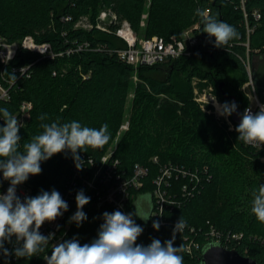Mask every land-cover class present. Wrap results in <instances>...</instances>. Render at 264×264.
I'll return each instance as SVG.
<instances>
[{"label":"trees","instance_id":"trees-1","mask_svg":"<svg viewBox=\"0 0 264 264\" xmlns=\"http://www.w3.org/2000/svg\"><path fill=\"white\" fill-rule=\"evenodd\" d=\"M104 8H112L127 19L143 38L169 39L197 23L203 28L197 9L207 10L234 26L238 38L225 48H217L212 42L205 47L202 43L191 56L135 69L118 56L116 50L126 44L114 33L96 27H76L83 16L95 22ZM255 10L261 12L260 20L253 17ZM245 11L248 25L254 28L250 58H264V0H246ZM247 23L240 0H0V37L14 43L29 35L39 43H50L54 52L64 53L50 58L19 48L8 64L0 61V81L10 91V99L1 100L0 108H7L18 118L22 103L32 104L19 131L20 150L23 151L24 142L42 133V123L77 121L82 127L97 129L107 123L111 137L102 148L78 152L83 162L79 170L67 150L42 161L41 173L27 179L34 196L52 190L61 195L74 171L90 173V160L99 164L109 152L124 122L132 78L137 71L141 81L135 87L131 123L112 154L119 160V171L128 176L133 175L137 165L148 169L142 186L131 190L135 198L128 202L136 224L142 226L145 220L135 212L140 214L146 206L148 210L155 207V180L163 167L178 166L188 173L175 178L167 189V196L178 202L165 210L170 225L142 232L136 243L148 246L153 239L161 243L172 239L175 226L171 222L182 218L185 227L175 233L174 247L183 245L179 254L184 264H202L204 246L213 243L211 228L228 238L229 242L222 245L264 264V223L251 213L252 192L264 185V146L257 149L239 141L235 131L238 124L234 122L233 131L221 127L215 115L194 100L191 85L192 78L198 77L213 86L222 102L231 103L219 88V82H225L224 89L236 97L237 106L242 111L249 106L242 91L248 75L239 58L246 56ZM85 43L88 46H83ZM68 49L76 50L67 54ZM24 67H29L26 73L19 70ZM230 71L239 76L230 80ZM178 73L187 75L181 89L176 86ZM253 76L257 93L262 96L264 65L258 69L255 66ZM42 115L46 116L43 121L39 119ZM3 125L0 118V126ZM154 157L158 158L157 163L153 162ZM184 186L192 190V195L185 194ZM138 200L143 203L138 204ZM82 211L87 219L79 226L72 222L63 241L75 238L81 245L91 243L98 238L103 213L117 209L105 205L98 210L90 200ZM19 246L15 236L11 242L5 241L4 248L11 254L5 256L0 251V264H42L51 252L46 245L35 256L17 258L13 250Z\"/></svg>","mask_w":264,"mask_h":264},{"label":"clouds","instance_id":"clouds-1","mask_svg":"<svg viewBox=\"0 0 264 264\" xmlns=\"http://www.w3.org/2000/svg\"><path fill=\"white\" fill-rule=\"evenodd\" d=\"M196 14L204 25L203 32L215 38V47L225 48L231 40L238 38L234 26L218 20L209 11L197 9ZM236 108L235 102L217 105L218 113L222 116H231ZM0 118L4 121V125L0 126V172L4 180L10 181L6 194H0V251L5 256L10 255L4 248V242H11L15 236L17 244H20L13 250L15 256L32 257L42 252L50 240V236L40 233L42 225L61 216L63 211L68 210V204L56 190L50 193L42 191L22 201L16 195V187L27 181L30 175L40 174L42 161L65 150L72 154L77 169H81L83 162L78 152L106 145L111 138L109 126L105 123L99 129L82 127L77 121L42 123V133L24 142L21 151V124L17 116L7 108H0ZM39 119L43 121L46 116L42 115ZM235 131L239 134L238 140L245 145H264V105L256 113L246 108ZM252 197L251 213L260 223H264V185L254 189ZM75 199L77 211L70 221L79 226L87 219L82 209L89 203L90 197L81 190ZM135 215L145 221L153 216L137 212ZM103 221L98 238L83 245L75 238L56 244L51 255L45 258L47 264H184L183 256L179 254L183 251V245L174 247L175 233L185 227L182 218L174 227L172 239L164 243L153 239L148 246L136 243L143 228L135 223L132 214L119 210L104 212ZM153 228L159 230V221H153Z\"/></svg>","mask_w":264,"mask_h":264},{"label":"built area","instance_id":"built-area-1","mask_svg":"<svg viewBox=\"0 0 264 264\" xmlns=\"http://www.w3.org/2000/svg\"><path fill=\"white\" fill-rule=\"evenodd\" d=\"M240 2L241 9L244 11V17L247 23L248 15L245 11L246 0H240ZM145 17L146 16L144 15L143 19H145ZM253 17L256 20H260L261 12L259 10H255L253 12ZM142 24L144 25V20ZM246 26L247 39L244 43L246 47V56L239 58L244 64L248 75V81L243 86L244 90L246 88L249 90L248 97L250 104L247 108L253 113H256L259 111L260 107L264 105V92L262 96H260L255 87L253 78L254 70L252 68L250 58V35L254 31V28H251L248 23ZM76 27L87 30H91L93 27H96L98 30L103 32L114 33L126 44L125 47L116 50L118 56L125 63L133 66L135 69L139 66H156L181 57L191 56L197 52L202 43L205 47L208 46L210 42L215 43V38L209 37L206 33H204L203 28L198 23L192 27L182 30L178 35H172L169 39L161 36L140 38L133 30L130 22L119 16L112 8L102 9L95 22H92L88 16L81 17L77 21ZM83 46H88V44L85 43ZM19 48L27 49L41 57L55 58L64 54L54 52L50 43H39L29 35L25 36L19 43H9L5 38L0 37V61L4 64H8L12 59H14ZM81 49L82 46L77 50ZM75 50L76 49H68L66 53L70 54ZM19 70L22 73H26L29 70V67H24ZM199 80L200 79H198V81ZM206 91H208V93L202 94L201 89L198 86H195L193 89L194 100L198 102L203 109H205L204 105L206 104L214 106L216 112L218 113L217 105H223L224 102H222L218 95L215 94L212 85L206 88ZM9 99L10 91L0 81V101H7ZM31 108L32 104L30 102L24 101L22 103L20 115L18 117V122L21 125L27 121L29 115L28 112ZM225 118L231 123L230 116H225ZM128 126L129 122H123L117 133V138L123 131L128 129ZM249 146L261 149L264 145ZM113 151L114 148L110 149L109 152L101 158L99 164L95 163L94 160L91 159L90 164L93 167V171L82 174L74 171L73 176L67 182L65 189L61 193V197L67 202L68 210L63 211V214L57 217L56 220L52 222H45L39 230L42 235L46 237L50 236V240L47 245L50 246L51 251L56 244L63 242L64 237L70 228V225L67 223L68 217L74 209L76 204L75 198L77 193L80 192V189L87 197H90V200L93 201L94 206L98 210L102 209L105 205H112L124 214H132L128 208V202L130 199L135 198L134 195H132L131 190L138 189L142 186V178L147 174L148 169L137 165L132 176L126 175L125 172L121 173L119 171V160L113 158L112 156ZM153 162L157 163L158 158L154 157ZM161 172L162 173L155 180V184L157 186L154 191L155 207L149 214L153 216H151L141 226L144 233H147L148 231L154 232L156 230L153 228V221H159L160 227L170 225L166 219L165 210L169 205H175L178 202L167 196V189L172 187V181L175 178H178L181 174L186 176L188 173L187 171L180 169L178 166L163 167ZM192 175V178L196 179L195 174ZM34 176L30 175L28 179H31ZM162 185H164L165 188H163ZM9 186L10 181L4 180L2 172H0V194H6ZM183 189L185 194L192 195V190L188 189L186 186H184ZM16 195L23 201L25 197H33V189L31 186L22 183L16 187ZM177 222V220H173L171 225L175 226ZM210 233L212 237L211 241L213 243L225 245L229 242L226 240L228 238L220 234V232L215 228H211ZM195 245L196 247L198 246L197 244ZM187 247L189 250L190 247ZM50 255L51 252L46 254L45 258ZM45 258L43 260V264H47Z\"/></svg>","mask_w":264,"mask_h":264},{"label":"rangeland","instance_id":"rangeland-1","mask_svg":"<svg viewBox=\"0 0 264 264\" xmlns=\"http://www.w3.org/2000/svg\"><path fill=\"white\" fill-rule=\"evenodd\" d=\"M140 38H143V36L142 35H140L139 36ZM24 38H22V40H23ZM21 40V41H22ZM20 41V42H21ZM19 43V42H18ZM251 63H252V68H253V70H254V67L256 66V68L258 69V68H263V65H264V58L263 57H261V56H258V57H256V58H254V59H251ZM254 63H256V65H254ZM205 68H207V66H205ZM160 76V75H159ZM187 75H186V73H178V80H176V86L178 87V88H182V87H184L185 85H184V81H185V77H186ZM238 77L239 75H238V73H235V72H229V75H228V77H229V79L231 80V79H233L234 77ZM160 77H162V75L160 76ZM254 78V77H253ZM198 77H193L192 78V81H191V85H192V87H193V89H194V87L195 86H198L200 89H201V93L202 94H205V93H208V91H206V88H208L209 86H210V84H207V83H204V80H199L198 81ZM141 81V79H139V76H138V74H137V71H135V73H134V76H133V78H132V87H131V92H130V94H129V97H128V102H127V106H126V113H125V119H124V122L125 123H127V122H129V126H130V123H131V119H132V115H133V112H132V105H133V102H134V98H135V87H136V84H138L139 82ZM245 85V84H244ZM243 85V86H244ZM243 86H242V91H243V93L248 97V94H249V90L246 88L245 90L243 89ZM205 88V89H204ZM194 93V92H193ZM161 97H165V95H161ZM248 99H249V97H248ZM249 102H250V100H249ZM198 103V102H197ZM200 105V104H199ZM201 106V105H200ZM205 106V109H203V110H205V111H207L208 113H210V114H214L215 115V117L218 119V121H219V125L221 126V127H224L227 131H233L234 130V124H233V121H231V123L230 122H228V120L225 118V116H221L220 114H218L217 112H216V110H215V108H214V106H212V105H210V104H206V105H204ZM129 126H128V129H129ZM127 129V130H128ZM127 130H125V131H123L122 133H121V135L118 137V138H116L115 139V141H114V143L112 144V146H111V149H113V148H115V146L118 144V141H119V139L124 135V133L127 131ZM262 160L264 161V157L262 158ZM26 185H28V186H31V188L33 189V186L30 184V183H28V182H24ZM33 197H35L34 196V194H33ZM144 201V200H143ZM145 202V201H144ZM143 202L141 201V200H138V204H142ZM147 207V208H146ZM146 207H144V209H142V211H141V215H143L144 213H146L147 211H148V206H146ZM77 211V204L75 205V207H74V209L72 210V212L70 213V215H69V217H68V221H67V223L71 226V223H72V221H70V217H72L73 215H74V213ZM42 264H43V262H42Z\"/></svg>","mask_w":264,"mask_h":264},{"label":"water","instance_id":"water-1","mask_svg":"<svg viewBox=\"0 0 264 264\" xmlns=\"http://www.w3.org/2000/svg\"><path fill=\"white\" fill-rule=\"evenodd\" d=\"M224 86L225 82H219L223 97L232 100L236 104V97L228 95ZM242 114L243 111L237 106L236 111L232 113V121L239 125ZM151 210L149 208L146 213L150 214ZM202 264H259V262L254 258L242 255L236 249H228L218 243H210L203 248Z\"/></svg>","mask_w":264,"mask_h":264},{"label":"crops","instance_id":"crops-1","mask_svg":"<svg viewBox=\"0 0 264 264\" xmlns=\"http://www.w3.org/2000/svg\"><path fill=\"white\" fill-rule=\"evenodd\" d=\"M145 16H147V15H145ZM146 18V17H145Z\"/></svg>","mask_w":264,"mask_h":264}]
</instances>
